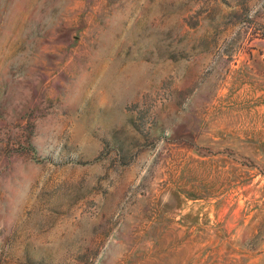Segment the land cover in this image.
I'll return each instance as SVG.
<instances>
[{"label": "rangeland", "instance_id": "rangeland-1", "mask_svg": "<svg viewBox=\"0 0 264 264\" xmlns=\"http://www.w3.org/2000/svg\"><path fill=\"white\" fill-rule=\"evenodd\" d=\"M0 264H264V0H0Z\"/></svg>", "mask_w": 264, "mask_h": 264}]
</instances>
